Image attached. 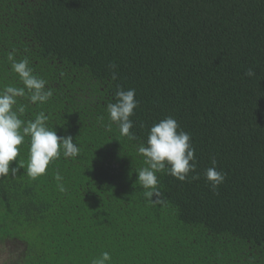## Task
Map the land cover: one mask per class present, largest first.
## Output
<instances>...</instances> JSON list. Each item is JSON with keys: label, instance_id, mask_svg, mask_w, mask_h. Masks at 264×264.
<instances>
[{"label": "trees", "instance_id": "1", "mask_svg": "<svg viewBox=\"0 0 264 264\" xmlns=\"http://www.w3.org/2000/svg\"><path fill=\"white\" fill-rule=\"evenodd\" d=\"M9 53L53 92L17 98L20 118L44 112L79 154L32 179L29 138L18 146L10 168H24L0 178V264H264V0H0V89L23 86ZM118 88L135 90L134 140L109 120ZM169 116L196 169L157 173L149 200L137 149Z\"/></svg>", "mask_w": 264, "mask_h": 264}, {"label": "clouds", "instance_id": "2", "mask_svg": "<svg viewBox=\"0 0 264 264\" xmlns=\"http://www.w3.org/2000/svg\"><path fill=\"white\" fill-rule=\"evenodd\" d=\"M8 60L11 62V70L18 75L23 86L5 85L0 89V178L9 175L14 177L20 168H24L19 161L17 167L10 168V163L17 159L20 152L18 146L28 137L30 143L27 175L37 179L46 173L50 162L61 154L66 158L76 157L79 147L71 136H58L55 130L50 129L44 112L38 113L34 120L25 121L20 118L24 107H16L17 98L26 97L33 104L46 103L53 96V92L46 88L47 82L43 78L34 74L27 58L16 60L14 53H9ZM246 75L252 77L256 73L249 69ZM115 78L113 75V79ZM115 98V103L107 105L109 120L118 125L121 136L134 140L136 137L130 131L133 127L130 117L138 106L135 90L118 88ZM137 150L144 157L147 166L136 172V181L146 190L144 195L149 200L159 194L157 173L166 171V174L185 181L189 173L195 172V149L191 144V136L181 130L178 122L171 116L154 123L146 143L139 145ZM212 164L213 167L205 169L204 178L215 190L224 182L225 175L216 169L215 159ZM55 179L59 182L63 177L57 172ZM192 179H199V175L192 176ZM59 188L60 191L65 190L63 184H59ZM110 260V254L103 252L91 264H107Z\"/></svg>", "mask_w": 264, "mask_h": 264}]
</instances>
